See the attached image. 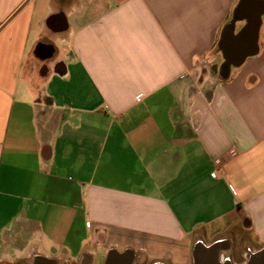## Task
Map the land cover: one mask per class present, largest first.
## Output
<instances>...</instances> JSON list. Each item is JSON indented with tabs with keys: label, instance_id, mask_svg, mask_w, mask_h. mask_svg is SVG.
<instances>
[{
	"label": "crops",
	"instance_id": "1",
	"mask_svg": "<svg viewBox=\"0 0 264 264\" xmlns=\"http://www.w3.org/2000/svg\"><path fill=\"white\" fill-rule=\"evenodd\" d=\"M239 1L0 0V264H192L221 238L232 260L237 223L264 246V0Z\"/></svg>",
	"mask_w": 264,
	"mask_h": 264
},
{
	"label": "water",
	"instance_id": "2",
	"mask_svg": "<svg viewBox=\"0 0 264 264\" xmlns=\"http://www.w3.org/2000/svg\"><path fill=\"white\" fill-rule=\"evenodd\" d=\"M251 0H240L238 5L234 10V16L239 17L244 14L249 8V2ZM260 24V12L252 14L250 19L247 20L246 25L242 30L233 35V22L226 24L221 32V36L218 42V46L222 49V54L224 57V62L222 63L219 74L221 77H226L230 66H239L246 57L253 55L257 51V33ZM249 34V41L252 45L246 51H237L234 46H229V42H234L239 40L241 35ZM44 45L38 44L36 47V53L41 54ZM46 53V52H45ZM44 53V55H45ZM51 53L48 51L47 55ZM227 243L224 241H214L211 244L205 245L201 242L194 243L191 251L192 264H232L228 259L220 258V252L227 248ZM39 261L44 264H55L51 259L45 258L43 256L38 257ZM135 260V254L130 249H124L118 251L115 248H110L104 257L102 264H133ZM154 264H163L161 262H155ZM242 264H264V246L260 247L256 251L249 254L247 259Z\"/></svg>",
	"mask_w": 264,
	"mask_h": 264
},
{
	"label": "rangeland",
	"instance_id": "3",
	"mask_svg": "<svg viewBox=\"0 0 264 264\" xmlns=\"http://www.w3.org/2000/svg\"><path fill=\"white\" fill-rule=\"evenodd\" d=\"M227 226H228V229H227ZM227 226L226 227L223 226V229H221V231H225L227 234L229 233V234L234 236L233 245H232V253H231L232 260L229 258L228 259L232 264H242V262H244L247 259V257L249 256L250 253L256 251L259 248L255 249L254 251H250L247 244H241V236L244 237V235L247 232L242 225L237 223V224H229ZM221 239L222 240H220V241L226 240L225 238H221ZM206 241H207L206 242L207 245L214 242V241L209 242L210 240H206ZM215 241H217V240H215ZM228 248H229V246H227V248L224 250L226 251ZM224 250H222V251H224ZM222 251L220 252V258L227 259L226 256L224 255V253L222 254ZM102 260H103L102 258H99L98 264H101ZM17 261H14L12 264H15ZM22 263H26V262L24 261ZM133 264H149V263L147 262V260L140 259V258L135 256V260H134Z\"/></svg>",
	"mask_w": 264,
	"mask_h": 264
},
{
	"label": "flooded vegetation",
	"instance_id": "4",
	"mask_svg": "<svg viewBox=\"0 0 264 264\" xmlns=\"http://www.w3.org/2000/svg\"><path fill=\"white\" fill-rule=\"evenodd\" d=\"M225 242L227 243V240H225ZM106 252H104V253L98 252L96 254V256H92L90 254L84 253L81 257H79L78 259H76L74 261H71L70 263L61 262L59 264H98V259L102 258L104 260ZM38 257H39V255H36L33 258H31L30 260H27L26 263H23V264H37V261H39ZM226 258L230 259V257H226ZM103 260H102L101 264L103 263ZM40 264H44V263L41 262ZM55 264H58V262Z\"/></svg>",
	"mask_w": 264,
	"mask_h": 264
}]
</instances>
